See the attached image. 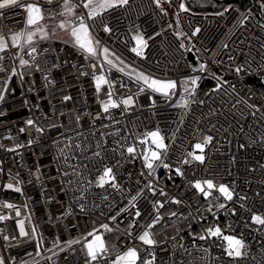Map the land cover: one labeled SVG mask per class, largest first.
<instances>
[{
    "label": "built area",
    "instance_id": "obj_1",
    "mask_svg": "<svg viewBox=\"0 0 264 264\" xmlns=\"http://www.w3.org/2000/svg\"><path fill=\"white\" fill-rule=\"evenodd\" d=\"M85 2L71 0L83 12L67 22L78 26L84 18L98 41L95 57L56 38L9 43L28 27L21 5L38 4L44 21L64 12V0H16L0 8V38L8 45L0 52V261L114 264L132 248L137 264H264V225L253 219H264V93L250 83L264 91V20L252 12L255 0L246 9L208 13L188 10L184 0H128L94 19ZM138 35L146 47L136 46ZM104 48L139 73L175 81L174 93L165 97L109 67ZM190 53L201 70L192 68ZM100 75L108 83L97 91ZM194 78L186 92L183 82ZM204 81L212 84L198 97ZM109 91L118 107L105 112ZM152 132L163 138V149ZM207 137L201 153L194 145ZM150 151L159 153L152 169L144 160ZM105 168L114 179L100 186ZM216 228L221 234L211 236ZM103 231L116 253L106 246L92 261L86 244ZM144 231L154 245L139 239ZM224 236L243 241L240 256L227 254Z\"/></svg>",
    "mask_w": 264,
    "mask_h": 264
},
{
    "label": "snow or ice",
    "instance_id": "obj_2",
    "mask_svg": "<svg viewBox=\"0 0 264 264\" xmlns=\"http://www.w3.org/2000/svg\"><path fill=\"white\" fill-rule=\"evenodd\" d=\"M16 3V0H0V8L6 7L8 5ZM128 3V0H86V2L83 4V7L88 8L89 12L88 15L90 18H96L99 16L103 11L115 8L117 6H123ZM27 13L26 16V25L29 26V29L35 27V31H25V32H20L17 34H14L11 37L12 44L13 46H21V42L23 41L25 46H31L33 43V38L37 35V33H40V38L41 39H48V33L44 31L42 27L39 26V22L44 19L42 9L38 4L35 3H27L21 5ZM75 8V5L71 3V0H64V12L61 13V15H71L73 13V10ZM180 8L182 10H186L184 5L181 4ZM60 28H66V27H71V36L73 37V42L74 44L80 48L81 51H83L87 56H92L95 57L98 55L97 52V45L98 41H94L90 35L89 28L88 26L84 23V18L80 17L79 18V24L78 26H73L70 24L66 23H61L58 25ZM107 27L105 28V31H109ZM196 31H199L197 29ZM137 40L138 46H143L146 47V43L142 40L141 37L137 36L135 37ZM8 45L4 41L3 38H0V52H4L7 49ZM32 52H35L36 49L35 47L31 48ZM133 51L137 53V55H142V51L138 50L137 48H134ZM102 52L105 56V60L109 67H114L115 65L113 64V61L111 59H108V56L110 55L109 50L107 48L102 49ZM28 61L20 59V64L21 65H26ZM95 67V65H93ZM203 67V66H202ZM124 69L121 68L119 71H123ZM240 69L238 68L237 71ZM96 80V88L97 91L100 90L102 84H107L108 81L105 79L103 75L96 76L94 77ZM137 82L142 81L144 85H146L148 88L155 92H160L162 93L165 97L170 96L171 94L174 93L177 85L175 81H160L156 79H152L143 73H138L135 77ZM198 78L191 79L190 81H185L183 82L185 84V91H189L187 88V85L190 83L191 85H196ZM143 90V89H141ZM109 99L107 102H102L103 110L107 112L109 108H115L118 107V105L111 99L112 93L109 91L108 93ZM2 99V97H0ZM65 99H69V97H65ZM131 97L128 99H125L123 103L125 105H130L131 104ZM186 106V105H185ZM33 122L31 120L28 121V124H32ZM40 129H38L39 131ZM23 131V129L21 130ZM152 138V142L156 145L157 149H163L165 147L163 143V138L160 137L158 132H152L148 134ZM211 141V137H207L204 141L203 144H195L194 147L195 149L200 150V152H203L204 145L209 143ZM129 153H132L135 151L133 147H129L127 149ZM97 155H99L97 153ZM189 155L192 157L193 160H197L200 162H203L204 156L203 155H196L194 152H190ZM159 159V153L157 151H150V154H145L144 155V160H145V167L148 169L153 168V162L155 160ZM187 162V161H185ZM167 167V165H165ZM109 179H114L111 174V169L110 168H105L103 171V174L99 176L98 179V184L100 186H103L105 183L108 182ZM207 184V187L209 189L213 188L214 185L211 180L205 181ZM113 187H116L115 184L112 185ZM7 187L11 188L12 185H8ZM195 187L197 189H200L201 191H204L202 188L200 182H197ZM16 191H19V189H16ZM219 191L229 200L232 199V193L229 192L227 187L224 185H221L219 188ZM207 195V193H205ZM178 203V201H177ZM6 207H14L13 205H4ZM162 206V205H161ZM19 214V213H17ZM136 215H139V212L136 213ZM254 221L258 224L264 225V219H262L260 216H254L253 217ZM159 222V217H156V219L153 221V225L155 223ZM149 225V227L153 226ZM105 229H107V225L103 226ZM209 234L211 236H219L220 229L216 228L215 230L209 229ZM22 234L26 235V233L23 232V229H21ZM89 235H92V233H89ZM139 239L146 245H154L156 243L155 240L151 238V235L148 231H144L142 235L139 236ZM201 239H204L202 236ZM223 239L227 242L228 248H227V254L229 256H240L242 254L241 249L243 248V241L241 239H237L232 236H224ZM78 241H69L68 245L70 246L72 243H76ZM58 246V245H56ZM86 249H87V255L90 257L92 261L98 260L103 252L105 251V244L103 239L99 236L96 235L94 239H92L90 242L86 244ZM139 259L137 252L135 249L129 248L126 252H124L123 255L119 256L117 260L114 262V264H137V260ZM0 264H3L2 261H0ZM148 264H151V262H148Z\"/></svg>",
    "mask_w": 264,
    "mask_h": 264
},
{
    "label": "rangeland",
    "instance_id": "obj_3",
    "mask_svg": "<svg viewBox=\"0 0 264 264\" xmlns=\"http://www.w3.org/2000/svg\"><path fill=\"white\" fill-rule=\"evenodd\" d=\"M156 1H157L158 4H160V3L161 4H165L164 0H156ZM84 9H85V11L88 14L89 9L85 8V7H84ZM82 12H83V10L74 8L73 13L71 15H67V14L66 15H61L60 14V15H58L56 17H52V18H49V19H46L44 21L39 22V26L42 27L44 29V31L48 33V38H56V39H60V40H65V41L75 45L74 42H73V37L71 36V27H66V28L62 29V28L58 27V25L61 24V23L68 24V22H67L68 17L80 14ZM28 30L35 31V27L29 29V26H28L25 31H28ZM138 36L142 38L141 35H138ZM11 37L12 36L9 37V43L13 46ZM91 37H92V35H91ZM38 39H41L40 38V33H37V35L33 38V41L38 40ZM92 39H93V37H92ZM142 40H143V38H142ZM4 41L7 43V41L5 39H4ZM134 41H135L136 46H138L137 40L135 38H134ZM21 44H24L23 41L21 42ZM102 57H103L105 63L107 64L103 52H102ZM108 59H111L113 61V64L115 65L114 68H116L118 70L123 68L124 70L120 71V72H122L123 74H125V75H127L129 77H132L133 79H135L136 75L139 73L137 70H135L131 66L125 64L124 62H120L119 59L116 58L115 56H113L112 54H110L108 56ZM140 82L143 83L142 81H140ZM129 229H130V226L126 228V230H129ZM109 234H110L109 231H103L101 233H97L96 235H99L103 239L105 247L107 246L109 248V251L111 252V254H115L116 252H115L114 246L110 245V244H107V242H106V240L104 238V235H109ZM95 236L90 238L88 240V242H90L92 239H94Z\"/></svg>",
    "mask_w": 264,
    "mask_h": 264
},
{
    "label": "trees",
    "instance_id": "obj_4",
    "mask_svg": "<svg viewBox=\"0 0 264 264\" xmlns=\"http://www.w3.org/2000/svg\"><path fill=\"white\" fill-rule=\"evenodd\" d=\"M184 4L185 7L192 12L208 13L217 12L227 7H238L240 9H246L248 7L249 0H184ZM252 12L257 18H261L264 20V0H256L255 5L252 8ZM219 73L224 77L226 76V73L224 72L219 71ZM229 73L231 75H237L236 72ZM250 83L256 86L262 93H264V91L257 86L255 81L251 80ZM211 84L212 83L210 81H204L198 92V97H201L207 91L208 87ZM112 237L114 239V236ZM113 239L112 241H114Z\"/></svg>",
    "mask_w": 264,
    "mask_h": 264
},
{
    "label": "water",
    "instance_id": "obj_5",
    "mask_svg": "<svg viewBox=\"0 0 264 264\" xmlns=\"http://www.w3.org/2000/svg\"><path fill=\"white\" fill-rule=\"evenodd\" d=\"M189 59L192 62V68L194 70H197V71L201 70L202 66H201L200 62L195 59V56L193 53L189 54Z\"/></svg>",
    "mask_w": 264,
    "mask_h": 264
}]
</instances>
